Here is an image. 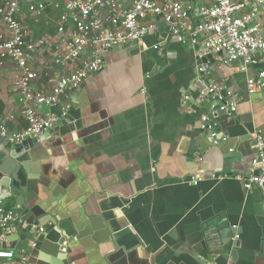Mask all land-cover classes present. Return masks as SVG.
Wrapping results in <instances>:
<instances>
[{
	"label": "crops",
	"instance_id": "1",
	"mask_svg": "<svg viewBox=\"0 0 264 264\" xmlns=\"http://www.w3.org/2000/svg\"><path fill=\"white\" fill-rule=\"evenodd\" d=\"M26 20L36 38L55 37L46 17ZM166 32L160 20L140 41L105 51L101 70L61 98L71 105L65 117L31 146L12 143L20 145L12 152L23 191L3 189L0 202L18 206L19 197L23 217L44 231L7 235L0 248L13 257L0 264H264V187L245 190L235 178L254 169L264 89L247 90L255 68L241 73L211 56L212 79L241 95L235 116L214 119L228 138L212 144L200 121L208 105H180L199 86L194 51L172 39L153 48ZM13 77L9 62L0 72V124L20 131L27 125Z\"/></svg>",
	"mask_w": 264,
	"mask_h": 264
},
{
	"label": "built area",
	"instance_id": "2",
	"mask_svg": "<svg viewBox=\"0 0 264 264\" xmlns=\"http://www.w3.org/2000/svg\"><path fill=\"white\" fill-rule=\"evenodd\" d=\"M27 16L35 21L46 17L47 26L54 24L55 37L36 38ZM160 20L167 32L153 48L161 52L172 39L194 51V83L199 86L193 89L195 97L182 93L181 107L190 111V102L206 103L210 115L200 116L201 127L212 144L225 142L228 137L213 128V121L220 115L235 116L241 95L225 79H212L206 57L217 56L222 66L235 65L245 74L255 68L246 76L247 90H263L264 0H211L208 4L189 0H0V72L11 63V89L27 125L13 131L2 123L0 136L20 143L52 127L71 108L61 106V98L76 91L85 75L101 70L105 51L140 41L158 30ZM41 78L45 82L38 86ZM251 140L254 169L235 178L242 180L245 190L263 189L264 136L254 132ZM20 228L44 231L28 223L16 206L0 202V242ZM12 257V251L0 248V258ZM25 260L23 254L21 262Z\"/></svg>",
	"mask_w": 264,
	"mask_h": 264
},
{
	"label": "water",
	"instance_id": "3",
	"mask_svg": "<svg viewBox=\"0 0 264 264\" xmlns=\"http://www.w3.org/2000/svg\"><path fill=\"white\" fill-rule=\"evenodd\" d=\"M206 59L211 60L212 57L207 56ZM41 138L42 135L34 138H27L23 144L31 146ZM19 146L18 144H12L6 138L0 136V192L3 189H7L9 193L15 195L16 191H23L22 188L18 187V184L16 185V172L19 170L20 166L14 161L15 155L14 152H12V150H15ZM17 202V210L21 212L22 209H25V206L19 197H17Z\"/></svg>",
	"mask_w": 264,
	"mask_h": 264
},
{
	"label": "trees",
	"instance_id": "4",
	"mask_svg": "<svg viewBox=\"0 0 264 264\" xmlns=\"http://www.w3.org/2000/svg\"><path fill=\"white\" fill-rule=\"evenodd\" d=\"M26 21H28V20H26Z\"/></svg>",
	"mask_w": 264,
	"mask_h": 264
}]
</instances>
